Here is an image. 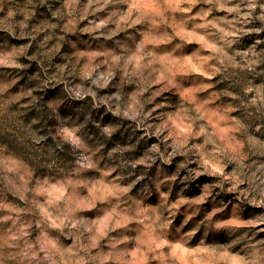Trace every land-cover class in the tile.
<instances>
[{"label": "clouds", "instance_id": "obj_1", "mask_svg": "<svg viewBox=\"0 0 264 264\" xmlns=\"http://www.w3.org/2000/svg\"><path fill=\"white\" fill-rule=\"evenodd\" d=\"M181 29L212 50L187 52ZM248 32L264 0H0V264H130L131 245L177 264L197 232L216 244L198 264H264V209L244 218L264 205V48L239 51ZM177 183L198 194L169 199Z\"/></svg>", "mask_w": 264, "mask_h": 264}, {"label": "rangeland", "instance_id": "obj_2", "mask_svg": "<svg viewBox=\"0 0 264 264\" xmlns=\"http://www.w3.org/2000/svg\"><path fill=\"white\" fill-rule=\"evenodd\" d=\"M52 2V0H50ZM58 2V0H57ZM53 7H56V3L52 4ZM205 8L209 7L208 4L203 5ZM201 7L200 3H197L190 11L191 12H196L199 8ZM40 8H47V5L43 6H38V13L39 14V9ZM189 10H185V12H188ZM211 16H217V17H225L227 19L233 18L236 13L231 12L228 9H214L213 12L210 14ZM257 24L259 22H256ZM253 25H247V27H251ZM149 39H152V36L150 35L148 37ZM26 39V38H21ZM177 39L178 40H183L184 42V47L187 52H191L194 54H199L201 56L206 55L207 52H210L212 49L209 44H203L201 40V36L197 33H194L189 30L181 29L177 33ZM259 39L260 43L257 45V50L259 48H264V32H248L244 36L240 37V44L238 47V50L243 52L246 51L252 44L256 43V40ZM205 48V53H200L199 50L201 47ZM233 47H237V45H233ZM35 48V45L33 46V50ZM31 51V50H30ZM239 58V57H237ZM5 68L7 71H11V69H7V66H0ZM37 65L35 62H31L29 64V68L27 71H35L37 69ZM191 75L200 77L202 80L205 81H216L218 80V76H213L211 74H205L204 72L200 71L199 65L192 63V72ZM220 84H223V81H220L219 84L215 85L217 88L220 86ZM159 99V98H158ZM224 99H230V98H224ZM152 141H155L157 138L156 137H151L150 138ZM199 180H205V179H212L211 176H208L205 174L204 176L198 178ZM196 182H193L195 185ZM182 187L181 184L177 183L174 184L171 188L170 194H169V199H176L180 195H195L198 194V189L193 186L191 189H185V191L182 193L180 191V188ZM167 190V189H166ZM49 198L51 200H57L63 195V189L59 184H56L49 188L48 191ZM235 195L234 193H228V196H233ZM154 206V205H153ZM183 207V206H182ZM264 209V205H255V204H248L247 207L245 208L244 211V218L246 219H251L255 216V214L259 211ZM181 218V213L178 212L176 214V219L179 220ZM173 223H176V220H173ZM191 223V221H189ZM100 230L103 231L104 225L101 224ZM187 228V225H185ZM245 228L249 226H244ZM252 227H264V225H255ZM200 236V233L197 232L193 235L192 241H189L188 244H184L182 242L175 243L172 251L177 258V264H198V261L200 260L201 255L205 253H210L211 249H214L216 247L215 243L207 244V247L204 245L200 244V242L197 240V237ZM264 237V232H258L256 233V238H261ZM210 240H223L224 237L221 235L219 237H211L209 236ZM193 241H195V244L193 245ZM207 243V242H205ZM165 247H167V244H165ZM235 247L239 248V245H236ZM103 251V250H102ZM122 251L126 252L128 256L130 257V264H143V249L136 247L135 245L127 246ZM234 264H235V257L233 258Z\"/></svg>", "mask_w": 264, "mask_h": 264}]
</instances>
